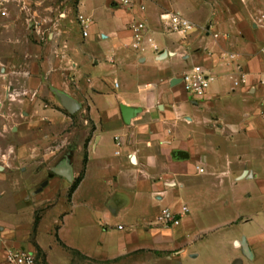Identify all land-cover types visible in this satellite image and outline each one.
Listing matches in <instances>:
<instances>
[{
  "label": "crops",
  "instance_id": "1",
  "mask_svg": "<svg viewBox=\"0 0 264 264\" xmlns=\"http://www.w3.org/2000/svg\"><path fill=\"white\" fill-rule=\"evenodd\" d=\"M16 3L23 10L10 17V61L0 62V264H6L10 237L24 214L34 225L35 212L45 208L37 227L40 240L48 214L62 203L52 229L58 246L56 235L68 246L61 237L67 229L84 235L98 225V250L79 246L87 257L148 250L171 252L159 259L165 264H202L213 236L218 240L212 243L213 264L256 262L264 243V208L234 216L229 210L238 194L229 202L212 198L221 185L235 191L240 179L252 177L243 176L246 171L236 175L234 166H253L250 149L264 145L258 119V104L264 103V0ZM166 13L182 14L196 30L185 37L172 33L161 18ZM139 21L147 32L143 50L137 51L130 26ZM194 66L213 78L201 99L172 83ZM238 70L248 74L247 86L234 85ZM58 93L79 110L70 114ZM6 97L16 100L14 112L5 111ZM178 152L188 159L178 158ZM65 163L72 182L48 177ZM187 189L193 190V200L212 193L213 216L217 206L228 210L222 221L204 228L205 210L193 214V204L182 197ZM182 205L189 213L178 226L155 223L162 209L179 211ZM117 218L126 223H114ZM113 231L117 236L108 241ZM244 239L250 256L241 245Z\"/></svg>",
  "mask_w": 264,
  "mask_h": 264
},
{
  "label": "rangeland",
  "instance_id": "2",
  "mask_svg": "<svg viewBox=\"0 0 264 264\" xmlns=\"http://www.w3.org/2000/svg\"><path fill=\"white\" fill-rule=\"evenodd\" d=\"M13 3L5 4V10L7 11L6 16L0 15V62L3 63L10 61V17L11 15L19 14L20 10L22 9V7H20V5L18 6L16 2ZM3 103L5 105L4 106L5 111L14 112L16 110L17 102L13 98L10 97L4 98ZM258 107H260V113L258 114V119L262 124H264V103L258 104ZM10 141H12L11 137H10ZM249 157L251 158L250 161L252 162L253 166L236 165L234 166V169L236 170L235 172L236 175H241L244 171H246L248 173H251L252 177L246 176L243 179H240L239 185L235 191L233 189L230 191V188L228 187V183H226L225 185H221L219 189H216L215 197L212 198L213 200L217 198L222 202L226 198V201L229 202L233 194H238L239 199L236 202L235 201L231 202L230 206L232 207L229 210L234 214V216L238 212H241L242 214H246V215H250V214L252 215L253 212H257L264 208V145L261 146L257 145L255 148L250 149ZM197 167H199L202 171L198 170ZM195 170L198 171L199 173L204 172V169L202 168L201 165L199 166L195 165ZM254 170L257 173L256 178L254 177V172H253ZM192 192H193L192 189H187L182 194V197L187 198V200L193 204L194 215L197 214L200 215V212L196 208L200 209L202 207V209L205 210L204 228H207L210 225H214L215 223L221 222L223 218V215H221L222 212L228 210L227 209L225 210L223 207L217 206L216 215L213 216L211 212L212 210L209 208H213L210 204V196H214V195H212V193H209V195L208 194L205 195V199H204V196H202V194L200 193L198 195H194L196 199L193 200V196L190 195V193L193 195ZM59 205L60 206H58V208L54 209L52 212L48 214L47 219L41 226L40 229L41 242L37 237L38 230L34 231L33 224L31 225L27 222L26 215L24 214L21 218L20 223L17 224L15 228L14 237L12 236L10 237V247L14 249L22 248V249L34 251L36 254V264H162L163 262L165 264L166 262L164 260L166 259L168 254H171V252L163 253L160 251L153 252V251L144 250V251L132 252L126 256L117 257V258H97V257H87L85 255L84 257L72 255L66 249L65 250L62 249L60 245L58 246L54 240L52 229L57 220V216H58L57 214L59 210L63 209V203L62 205L61 204ZM44 212H45V208L38 209L35 212V217L38 216L41 219L42 216L44 215ZM14 217L15 218L17 217V213H13V218ZM118 221L120 224L126 223V221H123L118 218L113 220L114 223ZM262 223L264 224V221H262ZM97 226H98L97 224H94V227L89 229L88 233L87 231H85L84 235H80L79 233L76 234L74 231L67 229L62 234L61 237L68 244L69 247L75 250H81L79 249L80 248L79 246L81 247L84 246V248H86V250H88L89 252H91V250L94 251L95 249L98 250V245H96V243L100 238L101 232L97 228ZM255 227H257L256 224ZM242 228L243 227H238L237 230H243ZM12 230L13 229L10 228V231ZM253 230H255V228ZM229 233H231V231H228L226 233L224 232V235L226 236ZM116 236H117V231H113L111 235L108 236V241L111 240L113 242ZM217 238L219 239V237ZM215 241L216 238L212 236L206 247L203 249V254H202L203 258L201 259L202 264H213V262H210L209 259L213 251V246ZM221 251L222 250L218 249L217 247L215 248L214 251V253L216 254L215 256L219 257V259L223 256V253ZM258 255L261 257L252 264H264V243L261 249L259 250ZM48 257L52 261L48 260L49 259ZM159 259H164V260H159Z\"/></svg>",
  "mask_w": 264,
  "mask_h": 264
},
{
  "label": "built area",
  "instance_id": "3",
  "mask_svg": "<svg viewBox=\"0 0 264 264\" xmlns=\"http://www.w3.org/2000/svg\"><path fill=\"white\" fill-rule=\"evenodd\" d=\"M133 0H116L119 5L130 6ZM18 2V0H0V15L6 16L5 4ZM162 20L169 26L172 33L178 34L182 37L192 34L196 30L194 23L189 21L180 13H166L161 16ZM264 19V17H262ZM133 34L132 48L135 50H143L142 42L146 37L147 27L146 23L139 21L130 26ZM83 36L87 37L88 32L83 31ZM218 37V35H215ZM147 41L151 43L155 50L157 47L154 45L152 37L147 36ZM261 53L264 55V45L261 48ZM213 78L210 77L202 67L194 66L190 72L181 77L180 83L183 86L184 91L189 94L193 99H201L208 95L210 85ZM233 83L236 87H242L248 85V74L243 73L242 70H238L236 77H232ZM264 84V81H261ZM116 146H120L121 142L118 137L115 138ZM118 154V152L116 153ZM198 170L202 171L199 167ZM189 208L186 205H182L179 211H173L170 208L162 209L155 219V223L160 226L172 228L178 226L182 219L188 215ZM5 262L7 264H36V254L34 251L27 249H14L9 248L5 253Z\"/></svg>",
  "mask_w": 264,
  "mask_h": 264
},
{
  "label": "water",
  "instance_id": "4",
  "mask_svg": "<svg viewBox=\"0 0 264 264\" xmlns=\"http://www.w3.org/2000/svg\"><path fill=\"white\" fill-rule=\"evenodd\" d=\"M180 82V80H174L172 83H178ZM58 96L61 99V102L63 104V107L70 113V114H74L79 110V105L71 100L69 97L58 93ZM129 112H127L126 118H129L130 115H128ZM176 155L178 156V158L180 159H188V154L185 152H178L176 153ZM55 175H59L64 177L65 179H67L68 181L72 182L73 181V175H72V170H71V166L68 163H65V166L59 167L57 169H53L51 171V173L48 175L49 178L54 177ZM247 172L243 173V176H246ZM250 176V175H249ZM47 184V181L45 183L42 184V187H44ZM242 247H244L245 252L250 256L251 252L249 250V247L247 245L246 240L244 239L241 243Z\"/></svg>",
  "mask_w": 264,
  "mask_h": 264
},
{
  "label": "trees",
  "instance_id": "5",
  "mask_svg": "<svg viewBox=\"0 0 264 264\" xmlns=\"http://www.w3.org/2000/svg\"><path fill=\"white\" fill-rule=\"evenodd\" d=\"M87 155L84 156V161H83V165L84 167L86 166L87 164ZM80 178L76 179L71 187V190H70V195H69V200L71 199V195L73 194V192L76 190V188L78 187L79 183H80ZM40 222V218L38 216L35 217V220H34V225H33V229L34 231L37 230V227H38V224ZM56 240L59 242V244L64 248L66 249L67 251H69L72 255H76V256H82L84 257V255L82 253H80L78 250H75L73 248H70L68 246H66L59 238L58 236L56 235ZM86 258V257H85Z\"/></svg>",
  "mask_w": 264,
  "mask_h": 264
}]
</instances>
